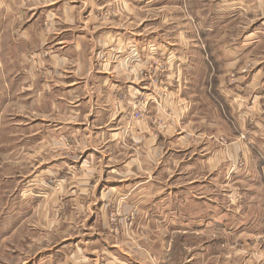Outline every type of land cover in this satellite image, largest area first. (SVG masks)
Returning a JSON list of instances; mask_svg holds the SVG:
<instances>
[{
    "label": "crops",
    "instance_id": "1",
    "mask_svg": "<svg viewBox=\"0 0 264 264\" xmlns=\"http://www.w3.org/2000/svg\"><path fill=\"white\" fill-rule=\"evenodd\" d=\"M108 1L0 0V144H12L0 146L43 145L45 175L79 171L60 189L59 204L70 209L63 216L48 209L58 203L52 194L43 200V227L57 229L58 243L34 264H147L138 251L152 233L162 242L223 236L233 223L228 206L239 212L227 192L264 191L256 147L264 144V60L245 62L260 58L264 0H204L191 10L197 40L174 22L179 14L171 25L148 19L163 0H116L118 9ZM241 17L246 38L209 41ZM142 100L147 113L133 119ZM18 106L31 111L9 113ZM112 205L134 214L117 238L106 216ZM126 234L140 238L135 248Z\"/></svg>",
    "mask_w": 264,
    "mask_h": 264
},
{
    "label": "rangeland",
    "instance_id": "2",
    "mask_svg": "<svg viewBox=\"0 0 264 264\" xmlns=\"http://www.w3.org/2000/svg\"><path fill=\"white\" fill-rule=\"evenodd\" d=\"M108 2L115 5L116 9L120 8V4L116 0ZM195 2V8L193 6V9H188V0H163L157 10L147 13L148 19H157L163 25H171L173 13L179 14V17H174V22L178 21L179 24L190 27L189 36L186 39H195L190 23H194L195 17L192 16L191 10L195 12L201 10L204 5L209 4V1L205 3L204 0H195ZM210 2L216 4L219 0H210ZM214 12L213 10L212 13ZM209 18L219 22L220 17L212 15ZM237 22L235 24V19L231 20L229 26L216 32L209 41L214 44L217 41H229L236 37L246 38L248 31L243 32L242 30L241 32L239 29H243L241 25H246L249 22L248 19L241 17ZM261 38L264 43V35H261ZM255 55L260 58L249 57L245 59L246 65L252 66L256 62L264 60V44L258 48ZM165 70H168L166 65L159 67V71L165 73ZM38 98L41 100L40 96ZM27 110L31 111V109L18 106L11 108L9 113L12 114L13 111L26 113ZM3 142L0 145L8 147L12 145L8 144L9 141L6 138ZM2 146H0V205L4 206V216L0 218V264H34L44 256L41 253L44 249L46 250L50 245L54 247L58 243L57 229L43 227L44 218L40 208L45 204L43 200L52 194V203L58 201L59 206L56 204L50 209L49 205L48 209L52 210L55 216H63L70 209L63 206V204L65 205L63 201H61V205L59 204V192L61 187L67 183L69 176V178L75 179V173L78 170H73L74 173L70 171L68 174L60 175L56 168L45 175L41 167L45 161L43 145L28 148L21 146L19 151H6ZM256 147L259 151L264 152V144H258ZM70 150L72 149L69 148L66 151ZM248 150L250 149L248 148ZM74 152L72 150L71 154ZM242 166L245 167L244 161ZM262 170L264 172V167ZM227 194L229 202L236 201L238 203L236 204L239 212H236L237 208L232 207L233 205L228 206L230 209L229 220L233 223L228 225L229 229L223 236L209 235L214 232L200 236L177 234L180 237L175 235L162 242L157 234L152 233L150 237L153 239H149L150 242L143 245V249L139 250V247H136L139 250V256H142L147 264H264V191L262 192L252 185H244L238 191L229 190ZM27 200H30L32 206L31 213H29L28 207L26 208V203H23ZM16 201L21 203L19 204L20 211L15 210L18 215L13 218L11 204L18 203ZM106 214L108 225L112 230V232L109 230V233L114 238L121 236L123 231L125 232V224H129L132 220L134 223L133 213L121 214L118 208L113 205ZM235 214L239 216L237 217ZM113 215L118 217L117 221L119 222L112 221ZM13 219L15 222L11 223L10 220ZM240 219H243V222ZM123 236L127 244L133 248L136 246L135 240L140 239L137 236L133 237L132 234ZM220 236L221 238H219ZM155 245H158V248L163 247L160 254L156 252Z\"/></svg>",
    "mask_w": 264,
    "mask_h": 264
},
{
    "label": "built area",
    "instance_id": "3",
    "mask_svg": "<svg viewBox=\"0 0 264 264\" xmlns=\"http://www.w3.org/2000/svg\"><path fill=\"white\" fill-rule=\"evenodd\" d=\"M159 72V74H162L163 72L162 71H159V68L157 70ZM157 74V73H155ZM155 83H159L160 80H158V77L155 76V79H154ZM148 105H149V102L145 101V100H142L140 102H137L134 107H133V111H132V118L133 119H136V120H140L142 119L145 114L147 113V109H148ZM118 217H116L115 215L112 216V221H115L116 223L119 222L117 221ZM134 218V216H133ZM133 226V220L129 222V224H125V227L126 229H129L130 227Z\"/></svg>",
    "mask_w": 264,
    "mask_h": 264
}]
</instances>
